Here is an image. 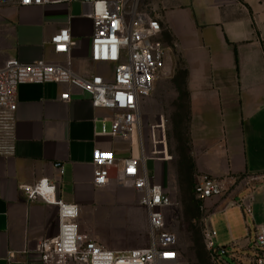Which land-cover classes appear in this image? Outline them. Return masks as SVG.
<instances>
[{
    "label": "crops",
    "instance_id": "1",
    "mask_svg": "<svg viewBox=\"0 0 264 264\" xmlns=\"http://www.w3.org/2000/svg\"><path fill=\"white\" fill-rule=\"evenodd\" d=\"M150 1L168 46L166 63L177 95L185 93L188 145L181 182L194 194L197 174L223 179V194L201 202L204 226L209 215L218 214L216 235L220 232L227 244L222 250L232 244L238 256H246L255 226L264 220V0ZM87 9L81 0L0 1V65L9 59L66 63L65 55L52 51L49 38L67 26L74 42L71 70L109 76L110 63L89 58L93 26ZM64 92L68 100L60 99ZM112 113L64 83L18 86L13 151L0 156V264H40L36 242L58 231L56 206L28 200L20 185L53 181L57 196L79 207L82 231L87 227L81 222L98 205L111 202L108 193L121 185L114 169L105 185H93L92 150H112L118 160L134 152L128 138L99 134L101 120L109 125ZM147 154L152 156L148 149ZM162 162L149 159L158 183L163 182Z\"/></svg>",
    "mask_w": 264,
    "mask_h": 264
},
{
    "label": "built area",
    "instance_id": "2",
    "mask_svg": "<svg viewBox=\"0 0 264 264\" xmlns=\"http://www.w3.org/2000/svg\"><path fill=\"white\" fill-rule=\"evenodd\" d=\"M3 1V0H0ZM21 5L45 4L51 0H18ZM70 2L71 0H58ZM92 20L89 58L95 63H110L111 74L79 75L70 68L73 40L67 26L53 33L49 42L55 54L66 56V63L43 59L21 62L9 59L0 65V156L13 151V112L16 91L22 83L54 82L74 86L86 93L94 107L111 110L107 125L101 120L99 134L130 140L128 157L118 160L112 150H92L93 185L102 187L111 169L119 184H128L139 194L147 220L146 246L127 250L110 249L82 231L78 224L79 207L56 194V185L40 178L20 189L28 200L40 199L57 208L58 231L38 240L34 251L40 264H176V234L165 226L164 214L173 207L170 194L149 172L151 157L145 150L141 127L140 102L149 96L155 82L166 75L168 48L161 40V26L147 0H81ZM70 98L68 92L61 100ZM162 153V149L160 148ZM162 158V156L160 157ZM226 190L223 179L208 174L194 177L193 193L200 201L220 196ZM216 232L204 228L203 244L209 263L219 264L215 247ZM252 254L245 264H264V220L255 226ZM238 264L241 261L238 258Z\"/></svg>",
    "mask_w": 264,
    "mask_h": 264
},
{
    "label": "rangeland",
    "instance_id": "3",
    "mask_svg": "<svg viewBox=\"0 0 264 264\" xmlns=\"http://www.w3.org/2000/svg\"><path fill=\"white\" fill-rule=\"evenodd\" d=\"M147 1L151 6V1ZM170 68L166 75L155 82L149 96L140 102L142 135L145 150L150 151L152 160L163 161V182L160 184L173 202V207L164 214V221L165 226L176 234V264H208L203 230L206 227L217 233L220 218L218 214L209 215L204 226L205 208L189 191L188 186H183L181 182V158L188 145L187 108L185 97L177 95ZM147 166L151 170L149 161ZM120 185L108 193L111 202L98 205L88 221L81 222V225L87 227L84 231L88 234H95L98 243L110 249L127 250L146 246L147 220L145 210L139 203L140 196L130 185ZM246 222L250 223L248 220ZM222 236L220 232L215 236V246L220 248L219 264H238V258L241 263H247V256L253 252V238L249 242L246 256H238V248L232 244L222 250L227 245L221 240Z\"/></svg>",
    "mask_w": 264,
    "mask_h": 264
},
{
    "label": "trees",
    "instance_id": "4",
    "mask_svg": "<svg viewBox=\"0 0 264 264\" xmlns=\"http://www.w3.org/2000/svg\"><path fill=\"white\" fill-rule=\"evenodd\" d=\"M181 91V90H180ZM185 93H183L182 91L180 92V97H183ZM184 161V160H183Z\"/></svg>",
    "mask_w": 264,
    "mask_h": 264
},
{
    "label": "bare ground",
    "instance_id": "5",
    "mask_svg": "<svg viewBox=\"0 0 264 264\" xmlns=\"http://www.w3.org/2000/svg\"><path fill=\"white\" fill-rule=\"evenodd\" d=\"M134 153L136 154V151Z\"/></svg>",
    "mask_w": 264,
    "mask_h": 264
}]
</instances>
